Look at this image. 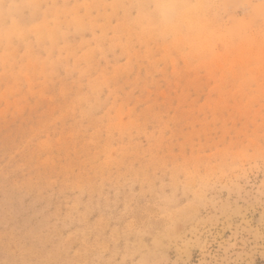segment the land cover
<instances>
[{"label":"rangeland","instance_id":"1","mask_svg":"<svg viewBox=\"0 0 264 264\" xmlns=\"http://www.w3.org/2000/svg\"><path fill=\"white\" fill-rule=\"evenodd\" d=\"M0 264H264V0H0Z\"/></svg>","mask_w":264,"mask_h":264}]
</instances>
